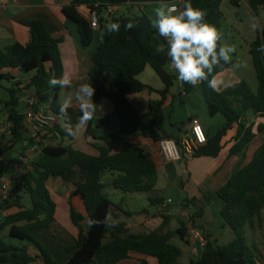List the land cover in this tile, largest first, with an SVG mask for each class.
Listing matches in <instances>:
<instances>
[{"label": "trees", "instance_id": "trees-1", "mask_svg": "<svg viewBox=\"0 0 264 264\" xmlns=\"http://www.w3.org/2000/svg\"><path fill=\"white\" fill-rule=\"evenodd\" d=\"M128 1L110 0V4L120 6ZM191 3L193 7L205 10V20L221 33L223 2L191 0ZM231 3L239 7L238 0H231ZM248 5L255 14L259 9L264 10V0H248ZM83 6L91 14L99 16L98 29L102 32V43L92 57V68L88 74V84L95 88L93 101L97 106L95 117L85 127V138L107 140V136H97V129L108 128L116 121L122 135L147 136L154 143L162 141L164 137H168L163 128L165 105L172 88L179 80L166 69L170 62L166 40L152 27V18L148 16H113L110 21H105L104 8L98 6L97 0H73L70 5L63 7L62 13L68 21L77 25L84 47L92 44L94 30L90 20L79 12V8ZM109 22H118L119 31L107 32L105 25ZM129 22L134 27L126 29L125 25ZM61 43L63 39L54 38L45 23L36 20L30 26L27 44L15 43L4 50L0 49V87L4 83H12L5 88L9 99L0 101V123L3 112L8 114L7 120L12 123L11 135L0 138V179L11 172L15 162L13 153L29 148L34 142L29 138L25 115L18 110L23 106L25 98H38L53 91L54 98L48 112L58 118V122L42 137L45 145L39 158L28 164L29 170L17 183H12L14 194L10 192L9 198L2 200V205L10 213L0 222V264H60L40 243V236L44 231L57 229L58 205L49 185L52 178L73 186L69 199L70 220L78 230V236L73 245L66 247L70 256L66 264H99L97 256L114 251L137 252L156 258L158 264H178L183 252L172 244V240L179 237L182 241H187L190 226L182 222L178 231H170L168 228L171 218L162 215L163 223L156 231L133 234L122 217H131V213L109 199L103 183L104 175L109 173L116 190L124 194H155L149 197L150 204L163 206L164 199L156 196L159 171L154 159L139 147L112 154L107 147L94 146L99 153L95 156L76 150L72 145L47 144L49 139L53 141L68 138L73 141L76 137L69 136L61 124L59 94L62 89L58 85L50 88L48 84L51 78L64 75ZM219 44H222V38ZM261 45H264V31L259 32L258 38L251 45V56L259 82L257 93H253L249 84L244 81L224 91L209 86L208 80L199 84L210 117L213 119L221 116L224 122L216 134L208 137L207 144L200 148L194 158L219 157L225 148L224 140L235 127L237 134L231 155L245 156L255 134L251 126L242 122L243 119L250 113L264 118V50H259ZM232 66V63L221 61L208 79L215 78ZM148 67L160 79L164 90L156 91L140 80ZM13 70L19 71L23 79L29 80L14 82L15 77L11 74ZM182 84L186 94L193 93L197 88L188 83ZM144 92L157 93L160 99L151 101L148 111L140 114L128 98ZM104 99L112 103L114 111L108 116L100 117L99 111ZM68 113L71 123L75 125L81 115L79 108L70 107ZM262 130L263 127L260 126L259 131ZM215 197L222 202L221 216L225 226L234 232L235 239L225 246H216L208 240L201 258L191 264H263L258 254L248 245L245 229L255 222L260 228L263 227L264 147L249 165L236 168L215 196H206L205 204H210ZM27 199L29 204L26 203ZM80 204L84 207V214L79 211ZM181 206L195 208L191 222L193 226L197 219L203 217L204 207L196 199H187ZM87 218L101 223L89 227ZM114 223L117 226L112 227ZM123 258L110 259L106 264H117ZM140 264L150 263L144 260Z\"/></svg>", "mask_w": 264, "mask_h": 264}, {"label": "crops", "instance_id": "crops-1", "mask_svg": "<svg viewBox=\"0 0 264 264\" xmlns=\"http://www.w3.org/2000/svg\"><path fill=\"white\" fill-rule=\"evenodd\" d=\"M177 1L178 0H129L127 4L120 6H112L110 0H97V3L98 6L107 8L108 13L104 17L105 21H110L113 16L116 17L120 14L124 8H126L128 12H122L123 15L121 16H148L149 18H154V9L161 2L176 4ZM72 2L73 0H16V2L10 1L8 4L0 3V49L4 50L15 43L27 44L32 22L42 20L54 38L63 39V43L60 44V54L64 66V75L66 74L72 79V87L64 88L60 92L59 102L60 104L63 102L62 95L66 92L67 96L69 94L68 98H72L73 100V106L71 107H78L75 105L74 93L80 84H88L89 82L88 74L92 68V57L102 43V32L100 29L94 30L92 44L89 47H84L81 43V36L77 25L68 21L62 13L63 7L70 5ZM238 2L239 7L233 6L231 0L222 3V11L224 13L221 30L222 44L235 45L236 51L231 54L232 59L229 62L232 63L233 66L215 77L217 83L214 89L224 91L244 81L249 84L253 93H257L259 82L251 56V45L258 38L259 32L264 31V23L261 24L264 22V10L259 9L257 14H255L250 9L248 0H238ZM136 11H138V13ZM79 12L82 16L90 20L92 14L87 7H80ZM253 16L257 17L255 21L251 20ZM253 23L256 24L255 30L252 28ZM225 24H228V27L231 28L232 35L223 36L222 31ZM166 69L170 74L178 75L174 69L170 67ZM11 74L15 78H23L17 70L11 71ZM140 80L156 91L164 90V85L150 67L146 68L145 72L140 76ZM11 84L12 83H8L7 86L3 85V87L0 88L7 93L5 88L10 87ZM199 84L196 85V91L198 93H196L195 96L190 94L183 96L184 87L182 82L178 80L175 83L165 105V121L163 128L165 135L168 137H164L163 139L169 138L178 140L187 131L190 121L194 118L202 122L207 137L209 138L222 128L224 121L221 116H217L213 119L210 117ZM193 97H195L194 100H192ZM8 99V93L7 96L0 94V101L5 102ZM128 99L140 114H145L148 111L149 103L159 100L160 97L157 93L144 92L139 95L130 96ZM179 102L183 103L187 109V122H184L182 119H176L174 116V104ZM205 106L207 113L205 111ZM49 108L46 110L48 111ZM113 111L114 108L112 103L108 99H104L99 111L100 117L108 116L112 114ZM242 122L247 126H251L255 134V138L249 145L244 157L231 155V149L235 144L234 138L237 134V127H235L224 140L225 148L219 157H201L179 162H164L162 160L159 154L160 142L154 143L152 139L147 136L130 137L120 134V129L116 121H113L108 128L100 127L97 129L98 137L107 136L108 139L105 141L85 138L84 134L86 129L83 128L77 133L73 141L68 138L53 141L49 139L47 144L49 143L54 146L60 143L72 145L76 150L95 156L99 153L94 146L107 147L111 150L112 154L121 153L127 149L136 147L143 149L146 155L154 159L158 165L159 183L156 188V196L163 198L164 203L163 206L154 205V210L143 209L141 216L135 220L123 215L122 217L126 220L131 233L140 235L156 231L163 223L162 215L171 218L168 230L173 232L178 231L181 228V223L186 222L185 214L187 208H183L181 204L187 199H196L198 202L202 203L204 213L202 218L197 219L195 227L207 240H210L216 246H225L222 245V243L225 241L226 237L229 242L228 244L234 241V232L224 224V220L221 216L222 206H219L217 212H213L211 207L215 198L212 199L210 204H205V197L215 196L219 189L231 178L235 169L238 167L244 168L249 165L255 155L264 147V118L250 113ZM180 124L184 125L180 128L176 127V125ZM260 126L263 127L262 131H259ZM44 145L45 144H43L42 147ZM29 148L27 147V149L22 150V153H19V158L25 154L32 158L30 162L37 160L40 154H31ZM28 170L29 165L23 166L19 171L12 169V183H17L21 176ZM5 182L6 177L0 179V222L10 213L1 203L2 186ZM53 184L54 186H58L56 188L58 192L62 191V187L67 189L68 185L70 186L69 193L65 196L64 200L66 204L64 213L66 219L69 217L67 222L68 226H63L59 221L61 219L58 206L56 214L57 229L46 230L41 236L48 231L53 239L56 236L65 235L64 237L67 241H65L66 243L64 245L62 244L59 246L57 243L51 241H48V244L54 258L60 264H66L70 259V256L66 252V247L73 245L78 236V230L70 220L69 199L73 186L65 184L58 178ZM169 188L172 190L176 188L179 189L181 197L177 201L171 198L166 199L162 194ZM50 190L57 203L58 198L53 195L54 193L51 188ZM11 192L14 194L12 188ZM126 195L127 194H122L120 196L121 200H125L127 197ZM130 195L133 196L134 194ZM58 204L59 203H57V205ZM79 211L84 214V207L82 204H80ZM255 225L260 232L261 228L257 222H255ZM172 244L179 247L183 255L186 252V248L190 249L191 257L189 258V264L195 261V256L193 254L194 245L190 231L187 241H182L179 237H175L172 240ZM58 254L61 255L62 259H58ZM262 254L264 256L263 251ZM120 257L124 258L117 264H140L141 261L144 260L149 261L150 264H158L156 258L148 257L137 252L122 251L103 253L97 256L96 260L99 264H106L110 259Z\"/></svg>", "mask_w": 264, "mask_h": 264}, {"label": "clouds", "instance_id": "clouds-1", "mask_svg": "<svg viewBox=\"0 0 264 264\" xmlns=\"http://www.w3.org/2000/svg\"><path fill=\"white\" fill-rule=\"evenodd\" d=\"M206 15L205 10L193 7L191 0H185L182 10L176 4L161 2L154 9L151 25L166 40L167 56L170 58L169 67L175 70L178 74L177 78L182 83L196 86L208 80L209 86L215 87L217 83L215 78L209 80V76L221 61L224 63L231 61V54L236 51V47L219 44L221 33L205 20ZM256 19L255 16L251 17L252 21ZM133 27L132 22L125 25L126 29ZM105 28L109 33L118 32L120 24L109 22ZM252 28L255 30V23L252 24ZM259 50H264V45H261ZM48 84L50 88L57 85L61 89L71 88L72 79L65 74L59 78H51ZM94 94L95 88L91 84L82 83L76 88L75 105L78 106L81 115L75 125L71 123L68 113V108L73 106L72 98L66 97L60 104L59 115L62 127L69 136H76L95 117L97 104L93 101ZM86 223L92 227L101 222L87 218ZM115 226L116 223L112 225Z\"/></svg>", "mask_w": 264, "mask_h": 264}, {"label": "built area", "instance_id": "built-area-1", "mask_svg": "<svg viewBox=\"0 0 264 264\" xmlns=\"http://www.w3.org/2000/svg\"><path fill=\"white\" fill-rule=\"evenodd\" d=\"M10 1L16 2V0H0L1 4H8ZM222 2L228 0H221ZM184 4V0H178L176 5L181 9ZM91 28L97 30L99 28V16L94 13L90 18ZM1 30V28H0ZM29 78H15L14 82L28 81ZM186 96L185 90L182 93ZM26 109L25 118L29 129V138L34 140L30 146L31 154H41L42 145L45 141L42 139L44 134L52 128L57 122L58 118L52 113L43 110L40 107V102L37 97H26L23 103ZM12 123L8 120L0 123V138L11 135ZM208 142V137L205 132L202 122L194 118L190 121L187 131L178 139L165 138L159 143V154L164 162H179L185 160H191L194 158L195 154L200 150V148L206 145ZM30 163L27 156H21L18 161L14 162L13 170L19 171L23 166ZM12 173L10 172L6 176V182L2 186L1 199L6 200L9 198L12 185ZM196 212L195 208L190 206L187 208L185 214V221L190 226V233L193 241V254L197 261L201 258L202 253L207 247L208 240L193 226L192 215Z\"/></svg>", "mask_w": 264, "mask_h": 264}, {"label": "rangeland", "instance_id": "rangeland-1", "mask_svg": "<svg viewBox=\"0 0 264 264\" xmlns=\"http://www.w3.org/2000/svg\"><path fill=\"white\" fill-rule=\"evenodd\" d=\"M123 13H127V9L124 8L122 9ZM118 14L116 17H120L121 15H123V13ZM138 13V11H136ZM264 22H262L261 24H263ZM228 24L224 25L222 34L224 37L226 36H230L232 35L231 33V28L228 27ZM8 83H4V86H7ZM67 91V90H66ZM196 93H198L196 90L191 93L190 95L195 96ZM0 94H4L7 96V93L4 92L1 88H0ZM69 97V94L67 96V93L64 92L62 95V100L64 101L65 98ZM54 98V92L53 91H48L42 95H40L38 97L39 102H40V107L43 110H46L49 108L50 104L52 103ZM195 97H193L192 100H194ZM174 108H175V118L176 119H182L184 122H187L188 120V116H187V109L185 108V105H183V103L179 102L177 104H174ZM19 112L22 114L26 113V109L24 108V106H20L18 108ZM47 111V110H46ZM205 111L207 113L206 110V106H205ZM7 116L8 114L6 112H3L1 114V119L2 122L5 123V121L7 120ZM208 116V114H207ZM19 153H22V149L20 151L14 152L13 153V159L14 161H18L19 159ZM27 156L29 158V160H31L32 158L29 157L28 155H22ZM21 157V156H20ZM57 178H53L52 181L50 182V188L53 191V195L58 198L57 203L59 206V210H60V219L59 220L63 226H68L67 222L69 220V217L66 219V215L64 213V209H66V204H65V196H67V194L69 193L70 190V186L68 185L67 189L65 187H62V191L58 192V190H56V188L58 186H54V182ZM103 183L106 185V194L108 195L109 199L116 205H122V208L125 211H129L131 213V218H133L134 220L137 219L139 216H141V213L143 212V209H150V210H154V207L150 204L149 201V197L150 196H155V194H134L133 196L130 194H127L125 200H121L120 196L122 194H124L123 192H121L120 190H116L113 186H112V177L111 174L107 173L106 175H104L103 178ZM66 186V185H65ZM164 195V197L166 199L171 198L174 199L175 201H177L180 197V191L179 189H168L167 191L162 193ZM27 198V197H26ZM61 199V200H59ZM63 201V202H62ZM3 201L1 200V203ZM26 203L29 204V199L26 200ZM222 206V202L220 200H217L215 197V200L212 202V207L211 210L213 212H217L219 206ZM3 207V206H2ZM257 226L254 224L253 226H247L245 229V237L248 241V245L251 247L252 251L256 254H258L257 256L260 258V260L263 262L264 264V256L262 254V251L264 252V211H263V227L261 228V233L259 232V229L256 228ZM261 234V235H260ZM65 235H61V236H56L54 239L53 237L50 235L49 231L45 232L41 237H40V243L50 251L49 249V244L48 241H51L53 243H57L59 246L60 245H64L67 241L66 238L64 237ZM229 242L227 240V237L225 239V241L222 243V245H227ZM58 259H62L61 255L58 254ZM191 257V250L186 248V252L184 253L183 257L179 260L178 264H189V258ZM196 262V257H195V261ZM196 264V263H195Z\"/></svg>", "mask_w": 264, "mask_h": 264}, {"label": "water", "instance_id": "water-1", "mask_svg": "<svg viewBox=\"0 0 264 264\" xmlns=\"http://www.w3.org/2000/svg\"><path fill=\"white\" fill-rule=\"evenodd\" d=\"M107 13H108V10H107V8H104L103 9V16H106L107 15ZM25 97V96H24Z\"/></svg>", "mask_w": 264, "mask_h": 264}]
</instances>
